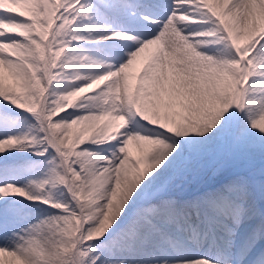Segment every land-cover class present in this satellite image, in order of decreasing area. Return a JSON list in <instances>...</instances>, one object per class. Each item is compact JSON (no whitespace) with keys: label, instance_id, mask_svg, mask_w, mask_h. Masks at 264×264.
I'll use <instances>...</instances> for the list:
<instances>
[{"label":"snow or ice","instance_id":"1","mask_svg":"<svg viewBox=\"0 0 264 264\" xmlns=\"http://www.w3.org/2000/svg\"><path fill=\"white\" fill-rule=\"evenodd\" d=\"M0 264H264V0H0Z\"/></svg>","mask_w":264,"mask_h":264},{"label":"bare ground","instance_id":"2","mask_svg":"<svg viewBox=\"0 0 264 264\" xmlns=\"http://www.w3.org/2000/svg\"><path fill=\"white\" fill-rule=\"evenodd\" d=\"M149 55V53H145L141 58H138L137 62L130 68V73L135 74L140 66L144 63L145 58ZM8 83V82H6Z\"/></svg>","mask_w":264,"mask_h":264},{"label":"rangeland","instance_id":"3","mask_svg":"<svg viewBox=\"0 0 264 264\" xmlns=\"http://www.w3.org/2000/svg\"><path fill=\"white\" fill-rule=\"evenodd\" d=\"M6 82L11 83V80H6ZM131 151L133 152V154H137L136 149L134 147L131 148Z\"/></svg>","mask_w":264,"mask_h":264}]
</instances>
